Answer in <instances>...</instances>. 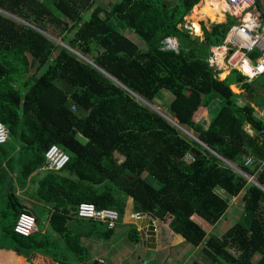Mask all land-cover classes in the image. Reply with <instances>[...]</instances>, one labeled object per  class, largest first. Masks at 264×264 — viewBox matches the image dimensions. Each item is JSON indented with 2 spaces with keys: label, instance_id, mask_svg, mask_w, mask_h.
<instances>
[{
  "label": "trees",
  "instance_id": "1",
  "mask_svg": "<svg viewBox=\"0 0 264 264\" xmlns=\"http://www.w3.org/2000/svg\"><path fill=\"white\" fill-rule=\"evenodd\" d=\"M198 1L0 0V9L20 18L0 11V122L9 128L0 143V264L28 263L34 254L84 264L83 239L108 240L114 227L79 218L80 202L114 209L116 222L128 202L140 227L144 216H168L185 243L204 242L198 257L205 264H264V190L223 162L264 185V119L251 104L260 106L257 99L239 102L242 92L231 90L251 89L246 76L232 69L223 77L208 65L230 19L201 22V39L181 26ZM169 37L176 49L167 47ZM162 90L172 96L167 105L156 104ZM137 96L165 105L166 117L194 139ZM214 103L220 109L208 125L196 122ZM51 143L68 162L32 177ZM250 154L254 163L245 164ZM239 192L243 213L225 233H210L227 197ZM27 197L43 207V218ZM22 212L34 216L28 235L14 231ZM139 238L130 224L127 239Z\"/></svg>",
  "mask_w": 264,
  "mask_h": 264
},
{
  "label": "rangeland",
  "instance_id": "2",
  "mask_svg": "<svg viewBox=\"0 0 264 264\" xmlns=\"http://www.w3.org/2000/svg\"><path fill=\"white\" fill-rule=\"evenodd\" d=\"M101 3L104 7H107V3L109 0H97ZM111 1V0H110ZM203 2V0H199L194 8L190 9V11L185 14V19L183 27L189 29L190 33L195 36H199L200 39L203 38V32L201 29V22L206 27H210L212 23H214L211 17L209 18H198L196 21H193L194 13L198 12V6ZM1 12L8 14L12 18L19 20L13 14L0 9ZM225 20L224 14H222L221 19L219 22ZM218 21V20H216ZM195 23V24H194ZM130 38L138 41V37L134 33L128 34ZM50 37V36H49ZM55 40V38H53ZM169 44L171 46L176 47L177 41L175 38L170 39ZM63 45V43L61 44ZM69 47V46H68ZM76 53V52H75ZM80 58H83L87 62L89 61L88 58L81 56L78 54ZM90 63V61H89ZM219 73L222 72V76H225L228 70L219 68ZM224 71V73H223ZM218 73V76H219ZM222 78V77H220ZM251 81V89H243L240 87H236L234 84V90L231 89L233 92H242V96H240L239 102L244 101H251L257 99L259 101L260 106H256L254 103H251L253 108L256 111L257 116L264 118V108L262 109V105H264V75H260L258 78ZM164 96L159 99L156 104H165L167 105L170 101L172 96L166 90H162ZM137 99L149 108L150 110L156 111L159 115L163 118L170 117L165 113V105L158 106L151 102L143 99L141 97H137ZM220 109L219 104H213L212 112H217ZM164 111V112H163ZM166 115H165V114ZM165 116H164V115ZM203 114V113H201ZM206 114V113H205ZM213 117V115H212ZM210 118V120L212 119ZM201 118V122L203 124H207L209 122V117L206 116L199 117ZM199 120V121H200ZM176 123L174 120L172 121ZM179 129V128H177ZM246 129V128H245ZM248 129V128H247ZM180 132L187 136L190 139H194L192 135H189L186 130L179 129ZM187 133H186V132ZM117 158H121V155L114 153ZM15 157L14 159H17ZM18 164V162H17ZM236 169H239V166H236ZM45 171V169L39 168L36 170L32 177L36 178L41 176V174ZM238 172V171H237ZM240 173V172H238ZM242 174V173H240ZM245 172L242 174L245 176ZM146 176V175H145ZM147 179L154 180L155 178L152 175L147 176ZM253 179L256 180V176H253ZM251 181V180H250ZM5 191V189L3 190ZM18 193H21V189H17ZM28 204H35L32 205V212L34 215L38 214L40 217H44V209L43 207L39 206V203L36 201H32V198H25ZM228 208L226 212L218 220L213 227L209 230L210 233L215 234H222L225 233L228 227H230L243 213V202L242 198H240V192L237 195H231L227 197ZM130 206L129 203H126V207L124 208V212L120 221H118L114 226V234L108 240H99L98 238L91 237V238H84L83 243L87 246L89 251V259L84 264H189L191 260L199 258V252L203 243L200 246H192L191 244L185 243L182 237L179 235H173L171 230L168 227V222L170 218L167 216L163 220L156 219L154 217L144 216L142 219H145L144 223H140L141 227L135 222L139 221V216L132 214L129 210ZM130 224L135 225L136 231L138 232L139 239L138 241H131L127 239V230ZM125 254H130L128 260H126ZM17 261H23V258H18ZM70 261V260H69ZM201 264H205L207 261L206 258H199ZM29 264H57V262H53L51 259L44 257L39 254H34L31 256ZM70 264H80L79 262H70Z\"/></svg>",
  "mask_w": 264,
  "mask_h": 264
},
{
  "label": "built area",
  "instance_id": "3",
  "mask_svg": "<svg viewBox=\"0 0 264 264\" xmlns=\"http://www.w3.org/2000/svg\"><path fill=\"white\" fill-rule=\"evenodd\" d=\"M224 16L231 19L222 44L211 47L208 56L209 66L219 69H237L244 72L245 65L251 70L248 79L264 74L260 70L264 68V0H222ZM220 51V54L218 53ZM238 66L242 68H238ZM264 140V132L262 131ZM9 139V128L0 122V143ZM44 167L59 169L69 160L65 150L55 144H50L43 153ZM254 155L246 156L245 164L254 163ZM264 162V160L262 161ZM244 173L240 169H236ZM253 174H245L250 180ZM77 216L84 219H93L105 223L112 228L116 224L117 212L109 208H96L93 203L80 202L77 206ZM15 232L28 235L35 230L34 216L29 212L19 214L15 226Z\"/></svg>",
  "mask_w": 264,
  "mask_h": 264
},
{
  "label": "bare ground",
  "instance_id": "4",
  "mask_svg": "<svg viewBox=\"0 0 264 264\" xmlns=\"http://www.w3.org/2000/svg\"><path fill=\"white\" fill-rule=\"evenodd\" d=\"M223 8H224V2L222 0H203L200 6H198V12L194 13V18L192 19V23L193 21H196L198 18L201 17L203 18L211 17L213 20L219 21L223 14L222 11ZM244 72L246 74H249V72L246 71L245 68H244Z\"/></svg>",
  "mask_w": 264,
  "mask_h": 264
},
{
  "label": "clouds",
  "instance_id": "5",
  "mask_svg": "<svg viewBox=\"0 0 264 264\" xmlns=\"http://www.w3.org/2000/svg\"><path fill=\"white\" fill-rule=\"evenodd\" d=\"M224 14V13H223ZM227 18L228 17H225V20H223V21H221V22H225L226 20H227ZM230 19V18H229ZM213 22L215 21V22H219V21H216V20H212ZM231 23V19H230V22L227 24V28H228V26H229V24ZM226 31H227V29H226ZM226 31H225V33H226ZM225 33H224V35H225ZM224 35H223V38H224ZM223 38L221 39V42H219V44H217V45H215V46H212V47H218V46H220L221 44H222V41H223ZM170 39H173V38H166L165 39V42H167V47H169V48H174V49H176V47H174V46H171L170 44H169V41H166V40H170ZM211 53V48H210V52H209V54ZM209 54H208V56H209ZM208 56H207V62H208ZM208 65H209V63H208ZM211 67V66H210ZM213 68V67H212ZM238 68H242V67H240V66H238ZM214 69H216V68H214ZM223 69H226V70H228V72H229V70H232V69H228V68H223ZM218 70V69H217ZM235 70H237L236 68H235ZM245 70L246 71H248L249 72V74L251 75L252 73H251V70L250 69H247V65H245ZM260 70H262V71H264V68H261ZM237 71H239V70H237ZM240 72V71H239ZM240 73H242V72H240ZM244 76H246V78H247V80H252V79H254V78H256V77H254V78H251V79H248V76L245 74V73H242ZM261 75H263V74H261ZM258 76H260V75H258ZM110 77V76H109ZM224 77V76H223ZM112 80H114L115 81V79H113L112 77H110ZM116 83H118V84H120L119 82H117V81H115ZM137 97H139V96H137ZM176 127V126H175ZM51 144H55V143H51ZM50 145V144H49ZM48 145V146H49ZM55 145H58V144H55ZM59 146V145H58ZM60 147V146H59ZM62 148V147H61ZM63 149V148H62ZM64 150V149H63ZM45 151V150H44ZM44 151H43V153H44ZM68 154V153H67ZM69 155V154H68ZM228 164H230L232 167L234 166V164L233 163H231V162H227ZM43 165H44V157H43ZM39 166L37 169H39V168H42V169H51V168H46V167H44V166ZM62 168V167H61ZM37 169H35L33 172L35 173L36 172V170ZM60 169V168H59ZM240 169V168H239ZM52 170H58V169H52ZM32 172V173H33ZM31 173V174H32ZM249 175V174H248ZM253 176H254V174H253ZM253 176H252V178L250 179L251 180V182H253V183H255V184H257L256 182H258L259 184H261L259 181H257V180H254L253 179ZM250 180H248V181H250ZM263 187H264V185L263 184H261ZM259 187H261L260 185H258ZM262 188V187H261ZM263 190H264V188H262ZM117 221V220H116ZM117 223V222H116ZM15 226V225H14ZM15 231V230H14Z\"/></svg>",
  "mask_w": 264,
  "mask_h": 264
},
{
  "label": "crops",
  "instance_id": "6",
  "mask_svg": "<svg viewBox=\"0 0 264 264\" xmlns=\"http://www.w3.org/2000/svg\"><path fill=\"white\" fill-rule=\"evenodd\" d=\"M223 73H224V71H223ZM228 73V72H227ZM264 75V74H263ZM259 76H257L256 78H258ZM256 78H254V79H256ZM254 79H252V80H254ZM235 85V84H234ZM236 86V85H235ZM237 87V86H236ZM264 87V86H263ZM231 88L233 89L234 88V86H232L231 85ZM234 90V89H233ZM214 104H217V103H214ZM219 104V103H218ZM264 108V105H262V109ZM212 109H213V105L211 106V108L210 109H205L204 110V112H203V114H201V113H199L197 116H196V122H198L201 118H199V117H203V116H206L208 119H209V122H210V118L212 117V115L214 116V115H216L217 114V112H212ZM219 110V109H218ZM206 113V114H205ZM259 117V116H258ZM261 118V117H260ZM262 119H264V118H262ZM169 122V121H168ZM200 122H201V120H200ZM208 122V123H209ZM170 123V122H169ZM202 123V122H201ZM208 123L206 124V125H208ZM203 124V123H202ZM173 125V124H172ZM203 125H205V124H203ZM205 125V126H206ZM180 127V126H179ZM181 128V127H180ZM248 128V129H247ZM181 130H183L184 131V129L183 128H181ZM246 130H248L249 131V133L252 135V130H250V127L249 126H246ZM186 132V131H185ZM187 133V132H186ZM189 134V133H188ZM222 159H223V157H221ZM223 162L224 163H227V162H229V161H227L226 159H223ZM172 232V231H171ZM173 233V232H172ZM112 234H114V231H113V233ZM173 235H178V234H175V233H173ZM112 236V235H111ZM125 257H126V260H128L129 258H131L130 257V254H125ZM3 264H10V263H8V262H6L5 261V263H4V261H3ZM13 264H29V263H26V262H23V261H17V262H14Z\"/></svg>",
  "mask_w": 264,
  "mask_h": 264
},
{
  "label": "water",
  "instance_id": "7",
  "mask_svg": "<svg viewBox=\"0 0 264 264\" xmlns=\"http://www.w3.org/2000/svg\"><path fill=\"white\" fill-rule=\"evenodd\" d=\"M166 41H171V40H166ZM165 119L167 121H169L171 124H173L174 126H176L177 128L181 129L176 123L172 122L171 120H169L167 117H165ZM190 135V134H189ZM219 155V154H218ZM257 185H260L262 188H264L261 184H259L258 182H256ZM137 216H140V214H137Z\"/></svg>",
  "mask_w": 264,
  "mask_h": 264
}]
</instances>
